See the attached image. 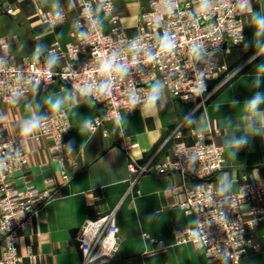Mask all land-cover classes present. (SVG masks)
Instances as JSON below:
<instances>
[{
    "label": "crops",
    "instance_id": "1",
    "mask_svg": "<svg viewBox=\"0 0 264 264\" xmlns=\"http://www.w3.org/2000/svg\"><path fill=\"white\" fill-rule=\"evenodd\" d=\"M79 1L0 0V36L8 41L10 55L17 60L35 59L39 47V59L47 60L54 53L58 57L55 66L61 65L65 58L54 48L71 41ZM115 4L121 28L135 36L148 0H115ZM252 6L244 16V41L223 55L229 71L209 83L204 105L181 103L164 86L155 108L143 103L133 112L124 110L119 124L107 120L93 131L84 128V122L101 112V106L61 81L46 88L32 87L18 96L16 103L2 106L5 127L0 131L16 140L22 137V123L31 114L28 105H38L37 114L42 116L51 111L45 103L49 96L55 99L67 92L75 96L73 103L61 109L72 125L66 135L70 159L61 158L52 149L50 137L35 139L37 130L25 139L28 164L10 173L11 181L20 188L33 185L51 192L20 234L18 250L24 264H82L78 230L86 219L110 212L119 226L118 251L113 257H100L88 264H229L212 261L194 244L175 239L176 228L195 222L180 206L184 192L175 187L194 186L198 181L179 172L135 174L129 162L133 157L143 164L154 155L155 163L165 160L173 151L172 133L183 125L188 143L199 133H211L222 147L223 167L211 179L222 192H237L244 182L254 180L264 187V115L245 113V102L257 92L264 93V54L259 49L264 36H256L253 20L256 13L264 14V0H254ZM60 9L67 14L64 23L41 21V13ZM97 10L100 23L108 29L100 4ZM157 82L163 84L159 79L153 83ZM187 115L192 116V123L185 120ZM233 138H244L247 143L232 147L228 142ZM123 139L133 144L128 152L120 146ZM255 239L260 250L246 254L240 264H264V222L256 229Z\"/></svg>",
    "mask_w": 264,
    "mask_h": 264
},
{
    "label": "built area",
    "instance_id": "2",
    "mask_svg": "<svg viewBox=\"0 0 264 264\" xmlns=\"http://www.w3.org/2000/svg\"><path fill=\"white\" fill-rule=\"evenodd\" d=\"M97 1H79L71 41L65 46L56 44L54 48L55 53L63 55L64 62L52 68L51 76L46 70V60L15 59L9 53L8 41L0 36V62L3 65L0 70V127H5L2 106L11 102L14 92L21 96L32 87L46 88L55 81L64 82L78 91L85 84L100 83L103 77L97 72L100 58L95 53L98 50L105 56L117 52L119 61L130 64V67L123 79H116L110 96L99 99L94 95L87 97L101 106V112L90 120L92 128L89 130H95L107 120H118L124 110L133 112L138 109L157 79L179 102L204 105L209 83L228 71L223 55L231 45L244 40V16L252 11L254 0H248L243 7L242 0H212V6L206 13L197 12L199 0H175L176 7L171 16L165 13L162 0H148V8L140 14L135 36H128L121 28L114 0H102L109 28L99 23L94 30L85 8H90L93 19H98ZM58 11L61 12L59 20L55 15L57 11H46L40 15L41 21L52 25L64 23L67 14L62 9ZM158 17H162L159 25ZM165 31L176 37L174 53L164 55L156 62L145 63V53L157 51V37ZM81 32L88 33L86 40L80 39ZM134 39L144 47L138 54L139 62L131 65L129 44ZM192 42L202 45L199 59L190 56ZM201 81L205 89L198 94ZM131 93L140 100L135 107L127 103ZM42 116L47 117L45 125L33 137L37 140L43 136L50 137L52 149L61 158L70 159L66 135L72 125L66 112L47 111ZM25 139L22 136L15 140L0 131V161L5 165L0 172V264H24L18 250L20 234L29 226L37 209L51 196L48 189H38L33 185L20 188L10 179L11 171L28 164ZM171 139L173 151L165 160L155 163L154 155L149 161L139 164L130 157L131 172H179L184 177L197 180L194 186L175 187L176 191L184 192L180 206L195 219L193 225L175 229L176 241L194 244L212 261L240 264L246 254L260 250L255 231L264 222V187L254 180L244 182L237 192H222L211 181L222 169L225 159L222 147L214 141L212 134L199 133L193 142L188 143L183 125H180ZM120 146L128 152L133 144L123 139ZM76 238L84 255L82 264L100 257L115 256L120 237L114 212L86 219Z\"/></svg>",
    "mask_w": 264,
    "mask_h": 264
},
{
    "label": "clouds",
    "instance_id": "3",
    "mask_svg": "<svg viewBox=\"0 0 264 264\" xmlns=\"http://www.w3.org/2000/svg\"><path fill=\"white\" fill-rule=\"evenodd\" d=\"M164 5V11L167 15L171 16L174 12V8L176 7L175 0H162ZM248 3V0H242L241 6L243 7ZM212 6V0H199L198 2V13H206ZM85 12L88 13L89 19L93 24L94 30L99 27L100 21L98 19H93L92 12L90 8H85ZM56 19L59 20L61 17V12H56ZM162 17H158L157 24L159 25V21ZM254 24L256 27V36H264V14L256 13L253 16ZM81 40H86L88 38V33L81 32L79 34ZM143 45L139 44L137 40H132L129 44V50L132 53L131 65L137 64L138 54L143 49ZM156 52L148 51L145 53V63H153L158 61L164 55H170L174 53V50L177 47L176 37L174 35H170L169 32L165 31L163 35H159L156 40ZM260 53L264 54V45L259 46ZM202 45L198 42H192L189 48L190 56L199 59L201 55ZM42 52L41 48H37L34 52V58L39 60L40 54ZM99 59V65L97 68V72L101 74L103 79L98 84H85L82 88L79 89V93L82 96H96L99 99L101 96H110L112 93V88L116 82V79H123L128 74V69L130 64L122 63L119 61L118 53L113 51L110 55L105 56L99 50L95 53ZM58 57L54 53H50L46 60V70L48 75L51 76L52 68L57 64ZM2 62H0V70H2ZM260 81H256V86L259 87ZM164 85L162 83H153L146 96L144 98V104L150 106L151 108H155L159 101L162 99ZM205 89V85L203 82H200L199 87L197 88V93L199 94ZM19 96L18 92H14L12 94L11 102L16 103L17 97ZM75 101V96L71 92H67L62 97H57L53 99V97L49 96L45 103L49 106L50 110L54 113H59L62 107L66 104H71ZM140 102L139 98L135 93H131L128 97L127 103L131 107H135ZM261 105H264V93L257 92L250 99L245 102V113L250 115H264V111L261 110ZM29 112L31 113L29 118L25 119L21 126V135L24 137L30 136L32 133L40 130L44 127L45 121L47 117L41 116L37 114L38 105L34 108L31 104L27 106ZM245 118H248L246 115ZM185 120L189 123H192V116H185ZM119 124V119L117 120ZM229 123H231L229 121ZM84 128L91 129L92 122L90 120H86L84 122ZM203 131V129H201ZM229 145L235 148H239L242 145L246 144L247 141L244 138H233L229 142ZM235 155V153H233ZM5 168V165L2 161H0V172H2Z\"/></svg>",
    "mask_w": 264,
    "mask_h": 264
},
{
    "label": "rangeland",
    "instance_id": "4",
    "mask_svg": "<svg viewBox=\"0 0 264 264\" xmlns=\"http://www.w3.org/2000/svg\"><path fill=\"white\" fill-rule=\"evenodd\" d=\"M114 2H115V0H114ZM102 3H103L102 0H98L97 3H95V10H96V13H97V17H98V19H99V16H98V10H97V5H98V4H100V10H99V12H102V14L104 15V17L107 18L106 15H105L104 12H103ZM115 5H116V4H115ZM99 21H100V20H99ZM107 21H108V19H107ZM108 23H109V22H108ZM243 41H244V40H243ZM243 41H242L241 43L233 44V45H231V46L241 45V44L243 43ZM223 58H224V56H223ZM227 65H228V64H227ZM228 71H229V66H228ZM228 71H227V72H228ZM227 72H226V73H227ZM214 81H215V80H214ZM36 87H39V86H36ZM41 88H43V87H41ZM30 90H31V89H30ZM30 90H29V91H30ZM29 91H28V92H29ZM28 92H27V93H28ZM208 92H209V88H208L207 93H208ZM23 95H24V94H23ZM5 133H6V131H5Z\"/></svg>",
    "mask_w": 264,
    "mask_h": 264
}]
</instances>
